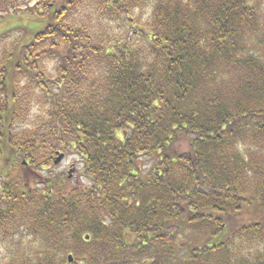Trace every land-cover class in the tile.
Here are the masks:
<instances>
[{"label": "trees", "instance_id": "16d2710c", "mask_svg": "<svg viewBox=\"0 0 264 264\" xmlns=\"http://www.w3.org/2000/svg\"><path fill=\"white\" fill-rule=\"evenodd\" d=\"M18 28L0 264H264V0H0Z\"/></svg>", "mask_w": 264, "mask_h": 264}, {"label": "rangeland", "instance_id": "374dc122", "mask_svg": "<svg viewBox=\"0 0 264 264\" xmlns=\"http://www.w3.org/2000/svg\"><path fill=\"white\" fill-rule=\"evenodd\" d=\"M25 31H23L21 28L15 29L14 32H10L8 38H5L3 40L0 41V51H3L4 49H8V47L10 46V44L13 41H16L20 38L21 35H23ZM29 36V35H28ZM77 155H68L66 157H64L63 159H60V163L50 166V167H46L45 170H40L37 167H34L33 170L27 169L26 166H24L23 168L19 169V172L22 179L25 181L26 185H29L30 187H34V185L41 181L42 179H44L45 177H47L50 173L54 174H58L61 173L63 175H68L69 176V185L72 183H79L82 184L84 183V179L82 176H80V161ZM143 165L148 166L149 165V160L148 159H144L142 162ZM3 167V166H1ZM19 167V166H18ZM148 168V167H146ZM70 172V173H68ZM17 174L15 172H12V177H15ZM26 238V237H25ZM0 246H2L0 244ZM0 250H2L1 252H3V246L0 247ZM26 252H30V250L26 251Z\"/></svg>", "mask_w": 264, "mask_h": 264}, {"label": "water", "instance_id": "95a60500", "mask_svg": "<svg viewBox=\"0 0 264 264\" xmlns=\"http://www.w3.org/2000/svg\"><path fill=\"white\" fill-rule=\"evenodd\" d=\"M61 156H62V155H60V156L56 159V161H58V160L61 158ZM68 260H69V261L71 260V257H70V256L68 257Z\"/></svg>", "mask_w": 264, "mask_h": 264}]
</instances>
